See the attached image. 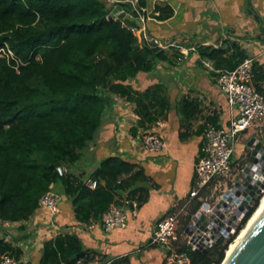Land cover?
<instances>
[{
	"label": "trees",
	"instance_id": "16d2710c",
	"mask_svg": "<svg viewBox=\"0 0 264 264\" xmlns=\"http://www.w3.org/2000/svg\"><path fill=\"white\" fill-rule=\"evenodd\" d=\"M118 5L129 15L108 20ZM149 7V0H137L135 6L125 0H0V257L22 255L4 225L28 221L40 208L41 197L57 186L71 201L80 223L100 221L111 205L135 200L140 207L145 202L147 191L138 183L147 178L136 163L116 155L102 159L90 175L97 181L95 189L71 168L82 160L110 116L114 97L135 106L138 125L144 129L171 108L163 83L144 91L132 85L139 74L153 75L159 63L173 64L179 55L177 46L159 48L144 39L141 18L164 22L174 16L166 1L157 0L147 14ZM256 20L261 24L257 15ZM194 49L199 64L211 63L213 79L219 75L216 70H233L248 56L232 41L224 47L198 43ZM252 71V85L264 96V66L253 62ZM177 108L179 137L184 140L192 135V121L203 110L199 98L188 94L179 99ZM207 124L218 126L215 112L205 117L202 132ZM58 166L66 168L63 176L58 175ZM204 197L201 193L180 220L183 229ZM258 203L259 198L232 238L221 236L207 252L187 246L178 252L187 256L188 264H221ZM19 230L25 232L26 227ZM38 264L130 262L110 261L107 255L84 248L76 235L60 234L44 243Z\"/></svg>",
	"mask_w": 264,
	"mask_h": 264
},
{
	"label": "crops",
	"instance_id": "0c3cea01",
	"mask_svg": "<svg viewBox=\"0 0 264 264\" xmlns=\"http://www.w3.org/2000/svg\"><path fill=\"white\" fill-rule=\"evenodd\" d=\"M156 1L149 0L147 14L153 10ZM160 1H166L172 6L174 16L164 22L148 17L141 26L152 39L176 38L173 43L179 48V55L173 64L159 63L153 75L139 74L132 85L135 90L144 91L158 82L163 83L169 95L171 108L164 118L144 129L138 125L139 117L134 112L135 106L122 98L114 97L110 116L102 123L95 140L89 145L85 151L87 154L83 157L90 163V173L108 156L116 155L138 164L147 178V181L138 183L147 191L145 202L138 207L135 200L124 201L119 207L127 214L126 226L105 232L101 220L78 222L74 207L61 188L60 192H56L61 201L54 216L39 208L24 223L6 224L14 228L7 229L9 240L14 237L15 246L24 245L29 249L28 264L32 262L38 264L44 243L60 234L76 235L84 248L103 253L110 261L128 258L130 264H171L169 253L164 248L148 246L156 223L165 215L174 212L176 205L181 206L189 199L195 181V164L204 155V131L208 124L203 128V132L201 127L205 117L215 112L218 116L217 127L226 128L231 117L236 114L235 108L228 106L226 98L217 87L216 78L210 76L211 71H214L211 63L203 61L199 64L194 45L202 43L224 47L226 41L236 42L246 51L247 58L264 66V0ZM193 9L196 10L195 18L192 14ZM202 12L206 13L205 20L210 22H207L208 27L210 26L208 31L205 34L197 29L192 35H188L191 31L188 24L198 26L196 21ZM256 15L261 24L257 22ZM188 45H191V48ZM184 51L191 52L185 55ZM220 71L223 70L215 72ZM186 94L199 98L203 112L192 121V135L183 140L179 137L180 118L177 102ZM132 130L136 135H133ZM149 132L157 133L166 141L167 146L162 152L150 153L144 147L142 139ZM241 134L244 136L245 144L242 145L238 157L234 153L233 172L247 164L245 158L248 141L251 138L264 139V122L250 127ZM244 160L246 163L242 164ZM86 169V166H77L73 173L84 175ZM83 178L91 179L85 176ZM225 185V179L213 182L208 189L209 194H206L208 196L204 199L212 203L218 189ZM123 195L126 197L127 193ZM196 201L197 198L192 204ZM21 225L26 227L25 232L19 230ZM182 231L180 221L178 233L182 234ZM25 234L29 235L28 239Z\"/></svg>",
	"mask_w": 264,
	"mask_h": 264
},
{
	"label": "built area",
	"instance_id": "2783aa9c",
	"mask_svg": "<svg viewBox=\"0 0 264 264\" xmlns=\"http://www.w3.org/2000/svg\"><path fill=\"white\" fill-rule=\"evenodd\" d=\"M109 1L114 2V0ZM125 1L131 2L134 6L137 3V0ZM142 21L144 22L143 18ZM141 30L147 42L153 43L159 48H165L161 41L149 38L145 33V28L142 27ZM133 31L139 33V30L136 28H133ZM170 46H175V44L172 43ZM3 53L5 52L3 51ZM184 54L186 55L187 52L184 51ZM10 55L12 56L11 52H9ZM6 56L8 57V54ZM252 65L253 60L246 58L235 69L218 72L219 75L216 79L217 87L226 98L228 106L235 108L236 114L231 117L229 125L226 128H220L212 124L206 127L204 131V155L195 164V181L189 194V199L181 206L176 205L174 212L165 215L159 220L150 237L148 246L164 248L169 253L171 264H188L187 256L178 252L182 246L202 252L205 249L208 251L216 242V239L211 238L210 233L213 230L221 231L213 222L209 223L202 234H198L197 230L192 231L189 225L193 223L192 218L195 216L193 215L190 222L183 229L182 234L178 233L180 220L187 214L193 200L201 193H204L205 197H207V191L213 182L226 178L229 179L232 175V159L235 153V143L239 135L250 127L264 122V96L257 92L252 85ZM142 143L150 153L162 152L167 146L163 137L155 132L146 133L143 136ZM56 171L59 176H63L66 173V168L58 166ZM259 176L264 178V169L261 170ZM84 184L91 189L97 187V181L93 179H86ZM263 194L264 191L262 192ZM60 201L61 197L53 190H50L41 197L39 206L49 212L51 216H54L58 210ZM204 205L208 209L203 208ZM213 207L214 205L211 202L204 199L198 211L207 216ZM221 221L224 223V227H222V230H224L228 227V224L226 219ZM126 222V212L116 205H111L101 217V224L105 232L125 227ZM240 222L241 220L237 222L235 229ZM187 231H191V234ZM17 247L22 250L21 257L16 258L10 254H3L0 257V264H28L30 261L29 249L24 245Z\"/></svg>",
	"mask_w": 264,
	"mask_h": 264
},
{
	"label": "water",
	"instance_id": "95a60500",
	"mask_svg": "<svg viewBox=\"0 0 264 264\" xmlns=\"http://www.w3.org/2000/svg\"><path fill=\"white\" fill-rule=\"evenodd\" d=\"M118 15L120 17H125L129 15V12L123 10L122 7L118 5L111 11L108 20H113ZM246 150L247 164L244 166L239 180L234 183L230 190L224 193L207 216L201 211L195 214L192 218L193 223L189 225L192 231L197 230L198 234H202L209 223L213 222L221 231L213 230L210 233L211 238L216 240L221 236L232 238L235 234L237 222L242 220L252 204L255 203L258 198L260 199L264 191V178L259 176L261 170L264 169V139L251 138L246 145ZM203 208L208 209L205 205ZM225 219L228 227L222 230L224 223L221 220ZM187 232L191 234V231ZM203 252H207V249ZM75 258L76 257H72L70 260H74ZM221 264H264V209L229 256L226 257L225 255Z\"/></svg>",
	"mask_w": 264,
	"mask_h": 264
},
{
	"label": "rangeland",
	"instance_id": "374dc122",
	"mask_svg": "<svg viewBox=\"0 0 264 264\" xmlns=\"http://www.w3.org/2000/svg\"><path fill=\"white\" fill-rule=\"evenodd\" d=\"M111 2V1H110ZM196 10H192V14H193V18H195L196 16H195V14H196V12H195ZM147 12V11H146ZM206 14V13H205ZM203 12L199 15L200 16V18L196 21V23H198V26H197V24H194L195 26H192L191 24L192 23H189L188 25H190L191 26V31L189 32V34L188 35H192L194 32H195V30H197V29H200L202 32H204L205 34H206V32L208 31V29H209V27H208V23H210L208 20H205L206 19V15H205ZM194 20V19H193ZM208 22V23H207ZM156 40H158V41H161L162 42V45H163V47H168V46H170V44H172L173 43V41L174 40H176V38H173V39H167V38H164V39H162V38H155ZM207 39V38H206ZM205 39V40H206ZM204 39H203V41H205ZM191 40H189V42H190ZM197 41H202V40H197ZM195 42V41H194ZM172 47V46H171ZM189 52H191V51H187V53H189ZM187 55V54H186ZM245 142V139H244V136H242V134L238 137V139H237V141H236V143H235V155H236V157H238L240 154H241V149H242V145L243 144H245L244 143ZM87 151V150H86ZM85 154H87V152H84V155ZM246 159V158H245ZM247 161V160H246ZM246 161L244 160L243 162H242V164H244V163H246ZM77 166H86L87 167V169H86V172L84 173V176H85V178H90V175H91V173H90V171H91V168H90V163H89V161L87 160V158H83V160L80 162H78V163H76V165H74V166H72V168H71V172H75L76 171V167ZM244 166H242V167H238V169H237V171L235 172V174H234V172H232V175L229 177V179L228 178H226L225 179V182H226V185H225V187L223 186V187H221L220 189H218V191L216 192V194L214 195V198L212 199L213 201H212V204L213 205H215L216 203H217V199L219 200L223 195H224V193L225 192H227L228 190H230L232 187H233V184H234V182H236V181H238L239 180V178H240V175H241V172H240V170H242V168H243ZM60 189H61V187L60 186H57L54 190H55V192H60ZM264 196V194L260 197V199H259V202H260V200L262 199V197ZM181 220H182V218H181ZM4 227L6 228V229H14V228H11V226H8V225H4ZM32 264H34V262H32Z\"/></svg>",
	"mask_w": 264,
	"mask_h": 264
},
{
	"label": "bare ground",
	"instance_id": "6f19581e",
	"mask_svg": "<svg viewBox=\"0 0 264 264\" xmlns=\"http://www.w3.org/2000/svg\"><path fill=\"white\" fill-rule=\"evenodd\" d=\"M263 209H264V196L260 200L258 208L256 209V211L253 213V215L249 219L245 228L239 233L238 237L230 244L228 250L226 251V257L229 256V254L232 252V250L235 248V246L238 244L240 239L243 237V235L246 233V231L249 229V227L253 224V222L259 216V214L263 211Z\"/></svg>",
	"mask_w": 264,
	"mask_h": 264
}]
</instances>
